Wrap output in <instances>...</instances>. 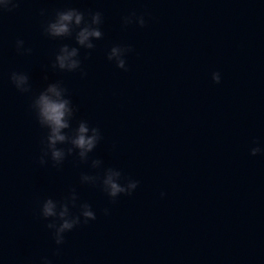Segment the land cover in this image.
Segmentation results:
<instances>
[{
	"label": "water",
	"instance_id": "obj_1",
	"mask_svg": "<svg viewBox=\"0 0 264 264\" xmlns=\"http://www.w3.org/2000/svg\"><path fill=\"white\" fill-rule=\"evenodd\" d=\"M64 8L103 16V38L90 54L80 49L84 78L48 67L60 45L75 46L41 34ZM132 12L144 15L143 28L122 27ZM17 39L31 55L17 54ZM117 44L134 49L127 71L106 59ZM12 71L26 72L33 92L62 81L77 109L72 126L100 129L87 164L74 153L59 169L46 166L139 264H264V153L249 155L264 148V0H20L0 15V123L39 158L45 133ZM107 167L139 181L131 196L113 203L99 185L80 184Z\"/></svg>",
	"mask_w": 264,
	"mask_h": 264
},
{
	"label": "clouds",
	"instance_id": "obj_2",
	"mask_svg": "<svg viewBox=\"0 0 264 264\" xmlns=\"http://www.w3.org/2000/svg\"><path fill=\"white\" fill-rule=\"evenodd\" d=\"M19 2L20 0H0V15L14 11L19 6ZM40 15H45L44 10H41ZM102 24L103 16L99 11L83 12L76 8L56 10L52 18L42 24L41 34L52 40L74 39L75 46L60 45L54 53L53 62L48 67L67 73L79 71L81 78H84L87 73L81 67L80 49L91 53L95 48L93 41L103 38ZM132 24L143 28L145 26L144 15L132 12L121 18L123 28ZM15 50L18 55L32 54V49L25 47V41L22 39L15 41ZM133 51L131 46L117 44L109 49L106 59L113 62L117 69L127 71L125 56ZM88 58L87 55L84 57V59ZM8 79L17 92L30 96L29 110L38 127L44 130L45 134L40 141L41 150L37 163L43 167L50 161L52 167L59 169L65 159L75 153L80 163L87 164L89 154L93 152L102 138L101 132L98 127H90L85 120H79L75 127L72 126L77 109L63 82L47 83L39 92H33L26 72L12 71ZM43 79L47 81V75ZM211 80L214 84H219L221 82L220 73L213 72ZM253 144L256 145L257 142L253 141ZM261 153H264V148L260 146H253L249 151V155L253 157ZM102 165L103 161L100 159H92L90 162L91 169H101ZM79 182L92 187L99 185L100 190L113 203L120 196H131L139 186L138 180L124 176L121 170L113 167L104 168L102 174H81ZM160 195L163 197L164 193ZM103 214L109 215V209L105 208ZM38 217L46 222L44 228L49 232L56 246L53 256H59L67 233L81 224L96 220L92 206L80 201L75 188H70L68 193L59 200L51 197L44 198L38 205ZM38 264H52V260L46 256L40 257Z\"/></svg>",
	"mask_w": 264,
	"mask_h": 264
}]
</instances>
